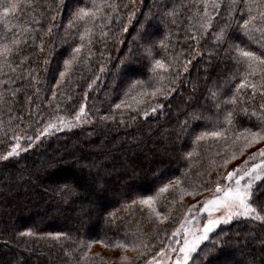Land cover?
Instances as JSON below:
<instances>
[{
	"label": "trees",
	"instance_id": "trees-1",
	"mask_svg": "<svg viewBox=\"0 0 264 264\" xmlns=\"http://www.w3.org/2000/svg\"><path fill=\"white\" fill-rule=\"evenodd\" d=\"M12 2L15 12L0 11V48L11 49L0 52V156L12 145L23 150L0 161V264H145L172 242L188 201L225 184L227 173L264 144L242 132L264 121V72L238 65L225 51L239 42L264 54V0H252L250 12L244 0H216V9L207 0V30L205 0ZM81 7L99 11L69 24ZM249 15L255 19L241 35L235 25ZM226 23L232 27L221 44L217 33ZM77 45L79 54L72 51ZM233 95L235 105L217 110ZM81 106L85 126L35 139ZM228 111L231 131L196 140L224 129ZM255 185L259 211L264 178ZM146 196L169 216L163 225L140 203ZM188 264H264V221L236 217L220 225Z\"/></svg>",
	"mask_w": 264,
	"mask_h": 264
},
{
	"label": "snow or ice",
	"instance_id": "snow-or-ice-1",
	"mask_svg": "<svg viewBox=\"0 0 264 264\" xmlns=\"http://www.w3.org/2000/svg\"><path fill=\"white\" fill-rule=\"evenodd\" d=\"M245 4L248 5L249 12L251 11L252 7V0H244ZM234 3V0H233ZM212 6L214 9L219 7V4L216 3V0H212ZM230 7L232 4L230 3ZM95 7V5H93ZM259 7L264 8V4L259 5ZM17 9V4L12 2V0H8L7 6L0 7V11L7 14L9 12H15ZM243 11V9H241ZM99 11L98 8H96L95 11H93V8L89 7H81L72 14V20L69 21V24H72L73 21L85 20L86 17H91L92 19H95L97 12ZM229 16H231V13L229 12ZM261 19H264V11L260 12ZM255 18L251 15H249L248 19H244L242 24L235 25V30L239 31L241 35H245L248 33V26ZM203 24L201 25L202 28L207 30V28L210 26L211 18L207 16V0H205V15L202 16ZM232 27L229 24H225L219 32L217 33V41L218 43H225L228 42V36H229V28ZM88 35V31L80 33V37L83 40L85 36ZM195 39V37H192ZM13 44L18 43V41L13 40ZM82 45H77L72 51L73 53L79 54L81 50ZM11 49L8 48L7 45L2 46L0 48V52L7 55L8 52H10ZM227 54H230V58L234 60L238 65L240 64H246L248 69H251L252 72L256 71H262L264 72V68H257V65L264 66V54L257 55L256 52L245 50L241 47L239 42H232L229 43V47L225 50ZM65 65H68L70 61L65 60ZM155 66L157 68H164L165 65L161 60H155ZM187 70V64L184 66V71ZM61 76L64 75L63 72L60 73ZM247 77H245L244 80H241V83L237 85V90L241 89L245 86V80ZM91 87V85H89ZM247 87L252 88L253 92L256 91L257 85L248 83ZM261 89H264V81H261L260 85ZM159 92L157 90L153 93V95H156ZM163 94V93H159ZM217 93H212L213 100L217 99ZM237 103L235 95L233 97L225 99L215 105L217 110L221 108V106H226L228 104L235 105ZM117 108L120 107V105H116ZM261 109H264V104H261ZM84 112L83 106L80 108V112L77 113L76 119H79L80 113ZM255 115V112L253 113ZM197 118H203V117H197ZM224 121H225V128L220 131H212L209 133H202L200 136L196 137V140H201L204 136H212V137H223L226 132L231 131L232 126L234 125V113L233 111H228L224 113ZM63 123V121H60ZM262 126L257 128L256 130H253L252 128H245L242 130L244 134V139L248 142H255L257 140L264 141V121L261 122ZM55 124H47L42 132H39V134L36 135L35 139L40 140L42 136H44L49 129L55 127ZM234 135L236 136V139L239 140L241 136V132H235ZM14 139H19V137H14ZM27 139L31 140V137H28ZM31 146V145H29ZM245 147L248 146V143H245ZM19 145H12V148L10 151L7 152V156L0 157V159H7V157H11L13 155L17 154V149ZM188 156H191L192 153H187ZM259 155L261 157L259 163H252L250 168H247V170H244L237 166L232 171H229L227 173V176H225L223 179L227 180L228 183L226 185H222L221 183L217 182L215 186V190L211 196V199L204 201V206L201 208V211H206L209 213L211 217V213L215 210L217 212H224L225 215H218L216 218H209L203 225L202 231H198L194 234H192L191 238H189L188 234H185V238L183 243H177V248L179 249V255H177V258L175 261L172 262V264H188L189 260L191 259L192 253L197 252L198 245H200L201 241L207 240L208 233L211 232L218 224L220 223H227L229 220H231L234 216H245L250 217L254 220H260L264 221V204H261L260 210H257V207H254V200L253 197L256 195V181H260L262 178H264V149H260ZM256 156V153L252 154V157H249V159H252ZM234 158V156H233ZM227 161L225 160V164ZM245 164H247V161H245ZM219 177H217V180L219 181ZM247 180V182H244ZM176 185H179L180 181L177 180ZM169 187L168 184H165L163 188L160 189L161 192H163L165 189ZM222 193V195H221ZM135 203V201H133ZM140 203L143 205H148L151 209V212L155 214L156 219L160 222L161 225L164 224L165 221L169 219V216H161V213L156 210V208L153 206V197L152 196H146L140 200ZM32 233L26 232L22 235H31ZM49 236L53 237L54 239H59L62 236H64L63 233H49ZM175 235V234H174ZM102 243V241H99ZM90 246V245H89ZM117 246V245H113ZM122 249H126L129 247L126 243H120L118 245ZM163 249H161V253H163ZM161 253H157L159 256ZM173 254L175 252L173 251ZM143 256V253L141 252L139 255H137L134 260H139ZM122 260L128 261L129 258L127 256H121ZM151 264H159V261H152Z\"/></svg>",
	"mask_w": 264,
	"mask_h": 264
},
{
	"label": "rangeland",
	"instance_id": "rangeland-1",
	"mask_svg": "<svg viewBox=\"0 0 264 264\" xmlns=\"http://www.w3.org/2000/svg\"><path fill=\"white\" fill-rule=\"evenodd\" d=\"M82 115L83 114L80 113L78 120L76 119V116H75L74 118H70L68 120H61V121H63V123H61L60 121L51 123V124H55L56 126L49 129V131L44 136H42L41 138H44L48 135H51L53 133L59 132L61 130L67 129V128L85 126L86 119ZM43 129L40 132H42ZM18 145H19V147L17 149V154L23 150V148L20 146V144H18ZM260 149H264V144L260 148L256 149L255 151L250 152L248 154V156L245 157L244 160H242L239 164L234 166L233 169L236 168L237 166H239L240 168L247 170V168L251 167L252 163H259L260 159H261V157L259 155ZM253 153H256V156L253 157L252 159H249V157H252ZM1 160H3V159H0V161ZM245 161H247V164H245ZM233 169H231L230 171H232ZM244 182H247V180H245ZM227 183H228V181L225 180V184H223V185H226ZM214 190H215V188H214ZM214 190L209 192V193L204 194L203 196H201L197 199H192V200L188 201L189 203L187 205V208H186L184 214L182 215V217L178 223L177 228L175 229V231L173 233L172 242L170 244L166 245L165 247H163V250H164L163 253H161V251H159L158 253H161L159 256L157 254H155L145 264H151L152 261H159V264H172V262L176 260L177 255H179V249L177 248V243H181V244L183 243L186 233L188 234L189 238H191L192 234H194L198 231H202L204 223L209 218L214 219L218 215H225L224 212H217L214 210L211 213V217H210L208 212L201 211V208L204 206V201L211 199V196H212ZM221 195H222V193H221ZM236 217H245V216H234L233 218H236ZM245 218H250V217H245ZM222 224H225V223L222 222V223L218 224L211 232L208 233V237L210 236V234L213 231H215L217 229V227H219ZM205 241L206 240L201 241L200 245ZM200 245H198V247ZM173 251L175 252V254H173ZM193 254L194 253H192V255ZM192 255H191V257H192Z\"/></svg>",
	"mask_w": 264,
	"mask_h": 264
}]
</instances>
